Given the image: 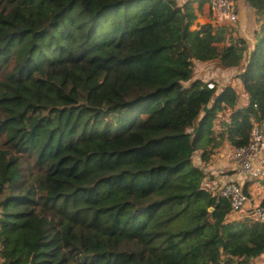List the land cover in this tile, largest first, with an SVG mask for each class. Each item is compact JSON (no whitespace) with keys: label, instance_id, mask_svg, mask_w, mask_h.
Returning a JSON list of instances; mask_svg holds the SVG:
<instances>
[{"label":"trees","instance_id":"trees-1","mask_svg":"<svg viewBox=\"0 0 264 264\" xmlns=\"http://www.w3.org/2000/svg\"><path fill=\"white\" fill-rule=\"evenodd\" d=\"M243 1L260 23L251 50L224 25L192 29L175 0H0V264L264 253V224L227 221L191 161L219 145V113L231 111L220 135L233 148L264 121V0ZM194 61L243 66L246 107L194 79Z\"/></svg>","mask_w":264,"mask_h":264},{"label":"built area","instance_id":"built-area-1","mask_svg":"<svg viewBox=\"0 0 264 264\" xmlns=\"http://www.w3.org/2000/svg\"><path fill=\"white\" fill-rule=\"evenodd\" d=\"M208 7L213 27L233 24L237 20L234 0H209ZM203 82L207 88H214L211 81ZM228 158L237 178L214 186L212 190L209 189V184L203 182L201 187L216 197L225 198L230 204V215L239 214L241 219H252L264 224V208L260 204L251 206L248 192L244 191L245 182L264 185V128L253 124L247 144L233 148Z\"/></svg>","mask_w":264,"mask_h":264},{"label":"crops","instance_id":"crops-1","mask_svg":"<svg viewBox=\"0 0 264 264\" xmlns=\"http://www.w3.org/2000/svg\"><path fill=\"white\" fill-rule=\"evenodd\" d=\"M179 6H183L185 4L191 5V7L194 9L196 19L193 23L192 29H195L199 27L200 25L204 23H209V7L208 2L209 0H206L201 5H199L201 0H175ZM238 3L240 6L245 7L246 9L250 10V15H255L254 10L250 9L243 0H238ZM241 18L243 17V13L240 14ZM238 18V15H237ZM253 48V46H252ZM251 48V49H252ZM248 48V50H251ZM201 65H207L210 62H199ZM242 67H236V68H228L224 69L225 71H231L232 69H239V73L242 72ZM238 73V75H239ZM233 81L240 82L239 77L237 76L236 79L233 78ZM241 83V82H240ZM229 81H226L224 83L225 85H228ZM232 88L236 91V88L234 85H231ZM230 110L227 109L221 113H219L217 119L214 122L213 132L216 142L219 143V145L215 147H208L210 153L208 156V159L206 162L201 161V154L202 150L196 151V159L192 160L193 165L199 167L203 170L205 174V179L203 180V184H209L210 190L215 186H219L222 183H225L227 181H232L237 178L236 172L233 170V166L231 161L229 160L228 156L233 150V147L229 144V142L226 140L225 137H221V133L224 130V124L229 121V114ZM264 128V121L260 124ZM245 186L247 185V192L249 195V203L254 205H259L260 202L264 199V185H261L260 187L252 184L251 182H245ZM252 202V203H251ZM233 220H241V216L239 214L236 215H230L227 218V221H233ZM255 259H261V261L264 263V253L261 254L259 257Z\"/></svg>","mask_w":264,"mask_h":264},{"label":"rangeland","instance_id":"rangeland-1","mask_svg":"<svg viewBox=\"0 0 264 264\" xmlns=\"http://www.w3.org/2000/svg\"><path fill=\"white\" fill-rule=\"evenodd\" d=\"M237 10L238 18L233 24H223L227 31L230 33L233 39L242 38L246 41L247 47L252 48L254 42V33L258 31L260 23L256 20V15H250V10L239 5L238 0H234ZM244 14L241 18L240 14ZM211 21V15H209ZM210 23V22H209ZM222 26V25H221ZM194 79H200L202 81H211L216 85L219 90L226 81H229V86L234 85L238 100L236 104L237 109H243L247 105V97L244 93L241 80L240 82L233 81L236 79L239 73V69H232L231 71H225L220 68L216 62H210L207 65H201L199 62L194 61ZM185 86H189V83H185ZM232 87V86H231ZM229 117V116H228ZM196 159V153L191 157V161ZM260 187V186H259ZM249 196V195H248ZM252 203V202H251ZM254 204L252 203L251 206ZM250 264H264L261 259H253Z\"/></svg>","mask_w":264,"mask_h":264},{"label":"water","instance_id":"water-1","mask_svg":"<svg viewBox=\"0 0 264 264\" xmlns=\"http://www.w3.org/2000/svg\"><path fill=\"white\" fill-rule=\"evenodd\" d=\"M209 211H211V209H209Z\"/></svg>","mask_w":264,"mask_h":264}]
</instances>
